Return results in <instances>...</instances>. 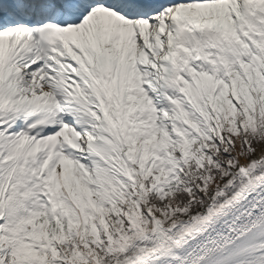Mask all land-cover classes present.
Here are the masks:
<instances>
[{"label":"snow or ice","instance_id":"snow-or-ice-1","mask_svg":"<svg viewBox=\"0 0 264 264\" xmlns=\"http://www.w3.org/2000/svg\"><path fill=\"white\" fill-rule=\"evenodd\" d=\"M0 264H264V0H0Z\"/></svg>","mask_w":264,"mask_h":264}]
</instances>
